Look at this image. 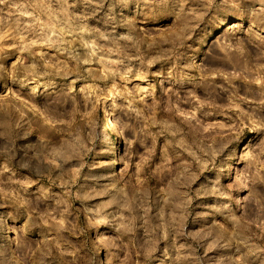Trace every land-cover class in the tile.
Wrapping results in <instances>:
<instances>
[{
    "label": "rangeland",
    "instance_id": "rangeland-1",
    "mask_svg": "<svg viewBox=\"0 0 264 264\" xmlns=\"http://www.w3.org/2000/svg\"><path fill=\"white\" fill-rule=\"evenodd\" d=\"M0 264H264V0H0Z\"/></svg>",
    "mask_w": 264,
    "mask_h": 264
},
{
    "label": "bare ground",
    "instance_id": "bare-ground-1",
    "mask_svg": "<svg viewBox=\"0 0 264 264\" xmlns=\"http://www.w3.org/2000/svg\"><path fill=\"white\" fill-rule=\"evenodd\" d=\"M39 115L41 117H43L45 120H47V121L50 120V119H48V116L46 115V113L43 110H41V109L39 110ZM111 116H112V112H110L109 109H107L106 107H103V113H102V116H101V119H102V122H103V126H104L105 129H109L112 132H114V131H116V127H115L114 121L111 118ZM117 155L112 161V162H114L113 167L119 165L118 156ZM100 263H101V261H100Z\"/></svg>",
    "mask_w": 264,
    "mask_h": 264
}]
</instances>
